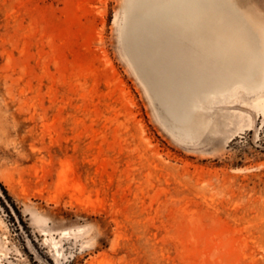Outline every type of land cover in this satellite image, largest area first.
Masks as SVG:
<instances>
[{"label": "rangeland", "instance_id": "obj_1", "mask_svg": "<svg viewBox=\"0 0 264 264\" xmlns=\"http://www.w3.org/2000/svg\"><path fill=\"white\" fill-rule=\"evenodd\" d=\"M146 1L0 0V264H264V84L176 116L129 57Z\"/></svg>", "mask_w": 264, "mask_h": 264}, {"label": "bare ground", "instance_id": "obj_2", "mask_svg": "<svg viewBox=\"0 0 264 264\" xmlns=\"http://www.w3.org/2000/svg\"><path fill=\"white\" fill-rule=\"evenodd\" d=\"M147 1L144 3L148 6L140 13L158 14L167 21V35L176 33L180 38L190 39V45L196 44L202 84H197L194 92L191 89L192 94H197L200 89L207 94L211 88L225 86L233 80L251 87L264 84V25L256 22L251 13L240 16L233 0ZM152 2L156 4L152 5ZM174 89L175 93L181 92L182 86ZM181 97L185 100L182 110L190 100L184 92Z\"/></svg>", "mask_w": 264, "mask_h": 264}, {"label": "water", "instance_id": "obj_3", "mask_svg": "<svg viewBox=\"0 0 264 264\" xmlns=\"http://www.w3.org/2000/svg\"><path fill=\"white\" fill-rule=\"evenodd\" d=\"M155 4L152 2V5ZM137 6L134 5V8ZM154 9L156 10L155 7ZM130 13L128 44L134 49L129 57L137 64V71L145 84L158 82L166 88L171 85L172 91L175 86H182L181 92L173 91L171 95L172 111L178 115L185 103L181 97L182 92L185 91V95L187 88L194 92L197 84H202L198 51L193 48V44L190 45V39L180 38L176 33L167 35V21L158 17V14H148L149 11ZM141 61L148 67L149 72L138 65Z\"/></svg>", "mask_w": 264, "mask_h": 264}]
</instances>
